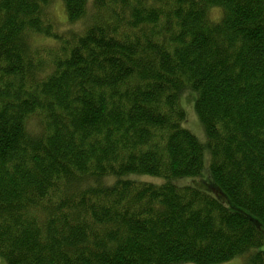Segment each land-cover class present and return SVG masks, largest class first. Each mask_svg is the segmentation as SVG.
Masks as SVG:
<instances>
[{
  "label": "trees",
  "instance_id": "trees-1",
  "mask_svg": "<svg viewBox=\"0 0 264 264\" xmlns=\"http://www.w3.org/2000/svg\"><path fill=\"white\" fill-rule=\"evenodd\" d=\"M237 259L264 264V0H0V261Z\"/></svg>",
  "mask_w": 264,
  "mask_h": 264
},
{
  "label": "rangeland",
  "instance_id": "rangeland-1",
  "mask_svg": "<svg viewBox=\"0 0 264 264\" xmlns=\"http://www.w3.org/2000/svg\"><path fill=\"white\" fill-rule=\"evenodd\" d=\"M58 14L60 15V19L64 20L63 17H62V8L61 7L58 8ZM183 100H184V104H185V107H186V112H187V115H188V118H189L188 124H189V126L191 128L186 123H185V127L188 130H190L194 135L200 137L198 134L201 132V125H200V123H199V121L197 119L198 116H196L197 115L196 111L193 108L194 97H193L192 93H188V92L185 93V95L183 96ZM160 181H162V180H160ZM156 182L159 183V181H156ZM0 264H4V263L2 261H0ZM226 264H244V263L241 261V259H237V260L231 261V262L226 263Z\"/></svg>",
  "mask_w": 264,
  "mask_h": 264
}]
</instances>
